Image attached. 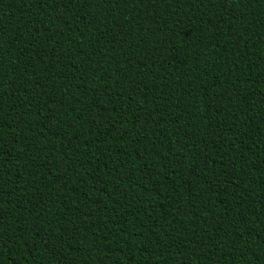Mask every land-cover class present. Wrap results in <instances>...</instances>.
Returning a JSON list of instances; mask_svg holds the SVG:
<instances>
[{"label": "trees", "instance_id": "trees-1", "mask_svg": "<svg viewBox=\"0 0 264 264\" xmlns=\"http://www.w3.org/2000/svg\"><path fill=\"white\" fill-rule=\"evenodd\" d=\"M0 264H264V0H0Z\"/></svg>", "mask_w": 264, "mask_h": 264}]
</instances>
